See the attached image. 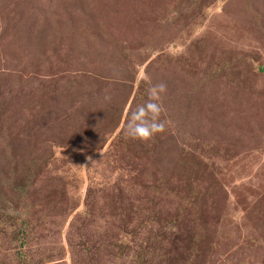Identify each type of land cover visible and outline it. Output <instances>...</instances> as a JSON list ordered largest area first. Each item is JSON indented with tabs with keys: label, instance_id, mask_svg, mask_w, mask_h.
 <instances>
[{
	"label": "rangeland",
	"instance_id": "1",
	"mask_svg": "<svg viewBox=\"0 0 264 264\" xmlns=\"http://www.w3.org/2000/svg\"><path fill=\"white\" fill-rule=\"evenodd\" d=\"M0 264H264V0H0Z\"/></svg>",
	"mask_w": 264,
	"mask_h": 264
},
{
	"label": "clouds",
	"instance_id": "2",
	"mask_svg": "<svg viewBox=\"0 0 264 264\" xmlns=\"http://www.w3.org/2000/svg\"><path fill=\"white\" fill-rule=\"evenodd\" d=\"M161 91L164 90V86L160 85ZM144 111V106H140L137 109V112ZM159 109H157V112L153 113V118L158 114ZM146 128V132H141L140 128ZM164 125L163 123H155V122H147V123H135L130 124L129 127L126 129V135L133 139H148L151 135H153L155 132L161 131L163 129Z\"/></svg>",
	"mask_w": 264,
	"mask_h": 264
}]
</instances>
